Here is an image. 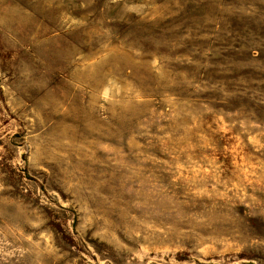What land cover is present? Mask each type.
<instances>
[{
	"label": "rangeland",
	"instance_id": "374dc122",
	"mask_svg": "<svg viewBox=\"0 0 264 264\" xmlns=\"http://www.w3.org/2000/svg\"><path fill=\"white\" fill-rule=\"evenodd\" d=\"M0 264H264V0H0Z\"/></svg>",
	"mask_w": 264,
	"mask_h": 264
}]
</instances>
